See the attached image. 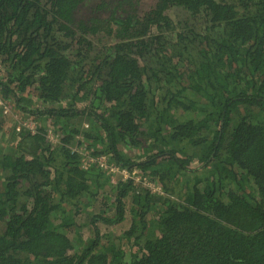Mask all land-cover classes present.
Instances as JSON below:
<instances>
[{"label": "trees", "instance_id": "trees-1", "mask_svg": "<svg viewBox=\"0 0 264 264\" xmlns=\"http://www.w3.org/2000/svg\"><path fill=\"white\" fill-rule=\"evenodd\" d=\"M2 99L0 264H264V0H0Z\"/></svg>", "mask_w": 264, "mask_h": 264}, {"label": "built area", "instance_id": "built-area-1", "mask_svg": "<svg viewBox=\"0 0 264 264\" xmlns=\"http://www.w3.org/2000/svg\"><path fill=\"white\" fill-rule=\"evenodd\" d=\"M0 106L2 107L4 116H11L16 119L15 123H16L17 132H20L22 130V127H25L31 130L32 132L35 131L36 126L32 121L23 119L21 114L18 117L13 114L14 113L13 105H11L10 103L2 99L0 100ZM49 135H50L49 137L50 140L54 141L56 136H54L53 134H49ZM100 160H101L100 162L102 163V167L110 168V171L113 173L115 178L119 177L121 181H128V180L131 181L132 180V181H135L136 183L140 182L141 178L137 175L136 171H134L133 173H130L129 171L125 169L117 168V166H114V165H112L111 167H108V162L104 157H102V159ZM150 187L153 188L152 185H150Z\"/></svg>", "mask_w": 264, "mask_h": 264}, {"label": "rangeland", "instance_id": "rangeland-1", "mask_svg": "<svg viewBox=\"0 0 264 264\" xmlns=\"http://www.w3.org/2000/svg\"><path fill=\"white\" fill-rule=\"evenodd\" d=\"M127 152H128V154L130 155V156H135V153L133 152H130L129 150H127ZM193 167H198V165L197 164H195V165H193ZM113 182H118V179L117 178H115L114 177V179H113ZM83 218V217H82Z\"/></svg>", "mask_w": 264, "mask_h": 264}]
</instances>
